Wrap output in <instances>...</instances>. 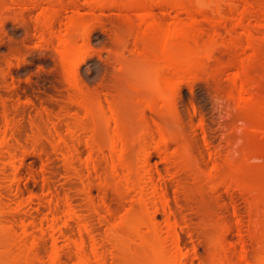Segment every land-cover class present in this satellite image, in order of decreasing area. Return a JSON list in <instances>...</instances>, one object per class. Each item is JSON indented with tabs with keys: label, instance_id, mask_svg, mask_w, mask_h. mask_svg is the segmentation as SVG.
<instances>
[{
	"label": "rangeland",
	"instance_id": "374dc122",
	"mask_svg": "<svg viewBox=\"0 0 264 264\" xmlns=\"http://www.w3.org/2000/svg\"><path fill=\"white\" fill-rule=\"evenodd\" d=\"M84 1L70 0L68 5L73 3V7L66 2L65 5L57 4L54 26L65 29L71 17L90 22L92 31L88 38L85 41L78 39L85 48L76 78L84 90L95 94L107 105L114 93L117 95L116 86L124 71L122 69L119 74L121 66L132 59L131 52L134 54L135 49L139 50L131 37L125 36L128 47L125 45L124 49L120 48L119 42L127 19L131 21L134 16L116 4L108 5L109 0L101 7ZM225 1L220 3L221 9L229 13L225 23L217 21L219 18H215L218 16L213 5L196 13L200 25L207 26L211 35L216 34L214 50H211V44L208 52L204 48L207 55L212 51L213 57L202 55L201 67L199 65L200 69L197 67L194 74L196 78L193 76L181 83L173 104L164 109V114L161 110L163 117L148 110L145 113L150 123L152 120L158 122L155 120L161 117V131L169 138L167 148L153 149L150 163L154 170L156 168L155 177L166 209L187 254L184 264H213V254L216 250L220 253L223 246L229 248L228 256L233 264H245V261L254 264L264 255V43L262 55L259 54L254 62L255 72L252 71L253 81L258 84H254L257 96L248 111H239L236 116L235 87L230 79L237 71L239 59L249 50L243 48L245 26L237 24V11L231 2L237 1L242 7L247 0ZM251 1L264 5V0ZM39 8L36 10L28 1L0 0V128L9 122L6 138L0 137V264H10L17 251L15 245H10L12 239H23L29 245L35 239L32 250L33 253L37 250L34 254L39 257L32 264H49L56 241L60 264H75L69 234L83 239L89 250L92 244H97L98 253L106 264H158L151 247L139 243L147 227L143 222L137 224L143 215H146L145 221L149 220V213L154 209L152 201L148 202L152 196L147 192L149 208L142 210L135 200L137 195L126 193L124 189L123 193L108 183L111 179L108 142L112 129L106 126L102 117L87 120L88 129L77 125L75 112L79 108L70 100L75 90L66 87L61 79L54 44L35 28L34 15L42 11ZM154 9L156 17L164 23L189 18L188 14L167 5H158ZM253 17L246 18L245 25H254L257 19ZM209 18L213 20L208 23ZM228 26L233 27L232 30H228ZM260 31L263 32V28H258L256 34ZM207 35L200 39H210ZM236 41L239 45H235ZM126 57H129L127 61ZM242 114L247 117L241 118ZM241 124L243 127L238 128ZM70 134L72 137H68ZM137 142L131 144L129 162L135 172L143 176L142 162L139 166L142 146ZM71 157L73 162L69 161ZM210 170L214 176L208 178L212 182L207 178ZM103 180L107 186L103 185ZM69 208L76 215L67 227L62 228L68 234L64 230L53 232L49 228L53 212L64 218ZM158 212V233L167 238L166 216ZM130 213L134 214L133 218ZM122 216L130 217V220L119 222ZM140 226L143 232L138 229ZM25 229L27 234H23ZM111 235L124 244H115V247ZM167 249L170 255L176 252L169 237ZM92 259L97 264L93 255Z\"/></svg>",
	"mask_w": 264,
	"mask_h": 264
},
{
	"label": "bare ground",
	"instance_id": "6f19581e",
	"mask_svg": "<svg viewBox=\"0 0 264 264\" xmlns=\"http://www.w3.org/2000/svg\"><path fill=\"white\" fill-rule=\"evenodd\" d=\"M19 1H23V2L26 1V3L28 1L29 3H31L33 7L36 8V10H37V7L38 8L40 7L39 9L42 8V11L39 10L38 12L39 14L35 13L36 15H34L35 16L34 17L35 26H36L34 27L37 29H40L39 32L42 31L41 33H43L44 36L46 35L48 39L44 37L45 40L47 39L50 41V44L51 43L54 44L55 53L57 55L60 68H61L59 72L61 79L64 82V84H66V87H68L72 91L75 90V93L74 94L72 93V95L70 96L71 97L70 100L73 102L72 104L77 105V108H79L77 110L78 112H75L76 116L78 117L77 121L79 122L78 124L76 122V124L77 125L80 124L81 129H85V128L88 129L87 120L89 119L93 120L97 117H100V118L102 117L101 120L104 121L105 119L107 124L105 123V121L104 123L106 124V126L108 125V127L109 128L111 127L110 129H112V135H110L111 137L109 138L110 140L108 142V148L110 149V152H111L110 153L111 175H109L110 176L109 178L111 179H108L109 181L107 180L108 183H110V186L112 185L117 186L120 183L121 185H119V187L114 186V188H117L119 191L123 193H124V190H126V193L130 192V193H134L135 195H137L135 200H137L138 202L137 201L136 202L139 203L140 206L143 208L142 210L149 208L147 207L149 205L148 202L151 203L152 201V203L154 204V205L153 204L151 205V207L154 206V209H153V212L149 213L150 218H148L149 219L148 221H145L143 219L144 217L146 218V215H143V218L139 217L140 219L138 220L139 222L137 224H139L140 222L141 223L143 222L142 224H144V227L146 226L148 229V230L147 229L145 230V233H142L144 230L141 227L142 225L138 228L142 230L141 238L139 237L141 239V240L139 239L141 242L139 243H142V244H145L146 246L151 247L152 249L151 253H153V255L156 258H158V261H159L158 264H184L183 263L184 258H187L185 257V255L187 256V254H185V251H183L182 249V246H181L182 243L180 244L179 233L176 230L175 224L171 220L168 209H166V206H165L166 204L164 203L163 194L161 193L159 189L160 186L158 185L159 184L157 183L158 180L156 181V177H155L156 168L154 170L153 168L154 166L151 165L150 163V158L153 155L154 148H159V149H162L163 147L167 148L169 138L165 136L163 132L161 131L162 130V126L160 125L161 120L159 121V119H161V117L164 116L163 115L164 109L169 108L173 104L172 103L174 101L173 98L176 92L179 91L182 85L181 83H183L186 80L192 79L191 77H193L194 74H196L195 71L196 70L198 71L197 67H199L200 65L199 63H202L201 61L202 55L204 54L206 57H209L212 55L213 57L212 51H210L211 55L210 54L207 55L208 53L206 54V52L204 51V48L205 50L207 49V52H208V50H210L209 44H211L210 46L211 50H214L213 48L217 46L214 43L215 41L214 39H216L214 38L216 37L215 36L216 34H214L215 32L214 31H213L214 33L211 32L214 34L213 36L210 34V31L207 28V26L204 25L205 27L204 26L202 27L200 25L201 20L198 19L199 17L196 16V13L198 14V12L203 10L206 6L213 5L216 8L214 9V11H216L215 12L216 16H218L215 18L216 19L219 18L217 19V21L223 20L224 22V20L228 18L229 13H227L228 11L227 12L223 11L225 9L223 10L221 9L222 7L220 6V3L225 0H109V1L106 0V2L108 1L109 4L108 2L105 4H108V5L116 4L118 5V8L120 7L122 8V10L125 9V11L128 10L133 14L132 16H134V18L131 21H129V19H127L128 21H126L125 19L126 17L124 18L126 23L128 24L125 23L127 27L123 35H121L119 38L120 39L119 42L121 46L120 48L124 49L126 46L128 47L127 43L125 42V36L131 37L133 42L136 44V46L137 45L139 46V50H138V49H135L136 46L133 45V47L135 46L134 54H132L133 52H131V54L129 55V56L134 55L130 57L132 59L127 61L129 57L124 58L126 59L127 62L124 61V63L125 62L126 63L121 66L123 68L120 67L121 70L119 74L123 70L124 71L122 72V74H120L121 77L119 75L120 79L118 80V84L116 86V89L118 88V92L117 90L115 91L117 92V95L114 93L112 97L115 100L113 101V98H111V100H109V104L107 105H104L101 102L100 98L98 96L96 97L95 94L84 90L78 84L77 78H76L77 70L81 63L84 48H85L83 45H80L81 43H78L79 42L78 39L81 38L85 41V39L88 38V36L90 35L92 31V26L90 22H82L80 20L78 21V19H76L75 17H71L68 23L66 24L65 29L63 30L55 29L54 24H55V19L57 18L56 16H57V10H58L57 4L58 6L63 5L64 2L68 0H65L64 2L63 0H19ZM85 1L87 3L89 2V4L91 5L95 4L98 6L100 5L101 7L102 6L101 4H104L103 2L105 0H85ZM236 2L235 1L231 2L232 6H234L237 11V17L235 19L238 25H241L243 27L245 26L244 27L245 43H244V46L243 44L241 45L243 46L244 50H249V53L247 54L244 53L245 55L243 56V58L239 59L240 61L237 63V71L233 73L232 79H230V81L231 80L233 81V84L235 87V90H234L235 95L234 93L233 95L235 97L234 102L235 104H237V108L235 107V109H237L236 113L237 112L239 113V111H242V110L245 111V109L248 111V109H250L249 107H252V104H253L252 101H254L253 99L255 95L257 96V93H258V92L256 93V91L254 90V87L257 88L256 85L258 84H256V82L254 83L253 81L252 71L255 72L254 62L255 60H258L257 58L260 54V51H262L261 47H262V44L264 43V5H261V4L259 5V3L252 2L251 0L250 1L247 0L245 1L246 3L241 7V6H238ZM66 3H67L66 5L70 4V0ZM255 3L257 5H255ZM44 4H46L47 6L44 7ZM72 4L73 3H71V5ZM158 5H160V7L162 5H167L170 8L172 7V9L174 8L175 11L178 10L179 12L180 11L184 12L185 14L189 15L188 16L189 18L186 21L174 20V21H170L166 23L161 22V20H159V18L156 17L155 15L156 12L154 11L155 10L154 8ZM74 6H76L75 1H74ZM258 13H260V15H258ZM252 16L255 17V18L253 17V19H257V22H255L254 25L252 24L253 26L245 25V22H246L245 19L249 17L251 18ZM209 20L210 18L208 19V23H209ZM212 20L213 19H211L210 21L212 22ZM204 21L206 22V20ZM211 22L210 24L212 25ZM214 23H215V19L213 21V24ZM229 27L230 26H228L227 29ZM205 28H207L209 33ZM232 28L233 27L229 29L232 30ZM258 28L259 29L263 28V32L260 31V33L262 32L261 35L260 33L256 34V30ZM231 30H230V33H231ZM204 34L210 35L209 36L210 39H208L207 37L208 35L206 36L209 41L208 40L203 41L202 39H200L202 35ZM204 38L205 37H203V39ZM231 39L232 38H230V40ZM128 41H130V38H128L127 42ZM226 42L228 43L227 40ZM226 42H223V43L225 44ZM134 43H131V44H134ZM122 44H124L123 47H122ZM236 44L239 45L237 41L235 42V45ZM254 84L256 85L254 86ZM250 103L252 104L250 105ZM146 110L155 112L156 115H158V113L159 115L161 114V117L155 120L158 122H154L153 120L151 121V123L150 121L148 122L145 118ZM161 110L163 114L161 113ZM231 113L232 112H230V115ZM238 113L236 114V116L238 115ZM245 115L246 114H244V116ZM72 116L74 115L72 114ZM244 116L242 114V117L241 116H238V117L245 119L247 116L246 117ZM235 119L237 118H234V120ZM7 120L9 119H6V121ZM231 121H232V118H231ZM8 123L9 122L6 123L7 125H5V127L0 128V137L2 136L6 138L7 128L9 125ZM243 125H245V122ZM239 127L242 128L243 127L242 124L239 125L238 128ZM72 128L73 127H71V129ZM73 130L74 129H72L71 132H74ZM68 137H72L71 134ZM68 137L65 136L64 138H68ZM61 140L64 143L66 142L65 139L61 138ZM61 140L59 139L60 143H61ZM136 141H139L137 143L142 144V145L140 144V146H142V149H141L142 155L140 154L141 151H139V155L142 156V159H140L139 161V166L140 167L141 165L144 166V167H141L143 169L142 172L145 169L144 171L145 174L143 176L139 172L137 174L135 172V169L130 165V162H129L130 147H131V144L133 145V143ZM227 154L230 155V152H228ZM229 155H227V157ZM73 157H71L69 161L73 162L72 161ZM139 158L141 157L139 156ZM228 158L231 159L232 156L230 155V157ZM210 171L209 173H207L208 174L207 178L208 176H210L209 178H211V176H214L213 171L211 172ZM214 171L216 170L214 169ZM209 178H208V181L210 182L211 179L209 180ZM103 181H104L103 185H106L107 184L105 183L106 180H103ZM213 185H215V183H213ZM103 188L105 187L103 186ZM120 188L122 190H120ZM147 192H149L152 197H149L150 195L149 193L147 194ZM145 196H147V198L149 197L152 199L151 200L147 199ZM159 203L161 204V206H159ZM158 211H161L160 213L162 214L164 213L166 216L165 219H166V227H167L166 230L168 232L167 234L176 250V252L172 255L167 253L168 237L167 238L161 237L160 234L158 233L159 230L157 226L159 224H157L158 220L156 217V213ZM144 213L145 212H143L142 214ZM75 215H76V212L71 210L70 208L65 211V216L66 217L68 216V218L66 217L62 218L61 215H59L58 213L54 211L53 220L49 228L53 232L56 230H62L63 226L68 225L69 220H71L73 216ZM131 215L132 213H130V217ZM133 215L131 218H133ZM122 217H121L122 221L121 219H119V222H124L126 220L128 221V219L130 218V217L127 218V216L123 218ZM131 222H134V221L132 220ZM137 224H135V226ZM133 228L135 227L133 226ZM10 229L14 231L12 227H10ZM41 229L43 230V228ZM63 230L65 232V229ZM23 234H27V229L24 230ZM68 237L70 239V244H71L69 245L70 247H73L72 250H74L73 257L76 260L75 264H95L93 262L92 255L94 256L97 264H106L104 261V258L102 257V255L99 254L100 252L97 250L98 247L96 248L97 244L95 245L92 244L89 250V248L87 249L83 239L80 240L78 239V237L76 238L75 236L73 235L71 236L70 234ZM124 239L125 238L123 237V240ZM12 240L13 241L10 243V245H15L17 247V251L14 253L13 259L10 264H14L17 262L19 264H32V262H34V259L37 260L36 258L39 256H37L38 254L37 255L35 254L38 251L35 249L36 253L34 252L35 253L34 254L33 253L34 249L32 250L33 245H35L36 243V242L34 243L35 239L32 240L33 241V243H31L32 245H29L23 239H19V240L12 239ZM110 240L114 243V246L115 244L116 245L118 244L119 246V244L122 245L123 243V241L121 242V240L118 239V237L117 238L115 236L113 237V235H111ZM56 244H57V241L56 243L54 242V246H53L51 255L49 257V264H60L59 252H58L59 250L57 248V246L59 245L56 246ZM146 246L144 247L146 248ZM228 249L227 247L223 246L221 248L222 252L224 251L223 253L221 252L220 249H219L220 253L218 252V250H216L218 253L217 252L215 254L212 253L214 255L213 264H233L230 259V256H228L229 255ZM240 254H241V259L244 261L245 256L243 255V252ZM155 263L157 262L155 261ZM245 264H253V263H249L245 261ZM254 264H264V255L259 256L258 260Z\"/></svg>",
	"mask_w": 264,
	"mask_h": 264
}]
</instances>
